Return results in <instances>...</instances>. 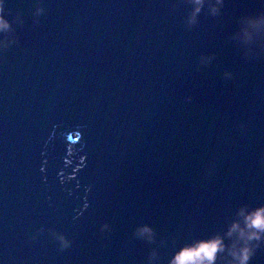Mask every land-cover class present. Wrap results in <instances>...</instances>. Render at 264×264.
Wrapping results in <instances>:
<instances>
[{"label": "water", "instance_id": "95a60500", "mask_svg": "<svg viewBox=\"0 0 264 264\" xmlns=\"http://www.w3.org/2000/svg\"><path fill=\"white\" fill-rule=\"evenodd\" d=\"M0 7V264H176L217 236L238 264L264 206V0Z\"/></svg>", "mask_w": 264, "mask_h": 264}, {"label": "clouds", "instance_id": "9594fccd", "mask_svg": "<svg viewBox=\"0 0 264 264\" xmlns=\"http://www.w3.org/2000/svg\"><path fill=\"white\" fill-rule=\"evenodd\" d=\"M3 0H0L2 6ZM2 10V7H0ZM198 10V9H197ZM7 22L0 17V27L6 28ZM244 229H240L239 235L245 238L244 246L239 252L232 250V254L236 257L238 264H247L251 255L252 247L249 246L248 241L253 239L259 240L261 233H264V206L259 209L253 210L244 216ZM238 228L236 222L233 223L229 230V235ZM247 230V232L245 231ZM225 249L223 239L217 236L211 240L203 241L200 244L192 247H185L177 254L176 264H214L217 252Z\"/></svg>", "mask_w": 264, "mask_h": 264}]
</instances>
